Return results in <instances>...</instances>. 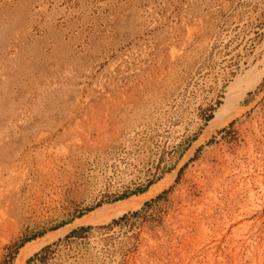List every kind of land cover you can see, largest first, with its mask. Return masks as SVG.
Wrapping results in <instances>:
<instances>
[{"label":"rangeland","instance_id":"rangeland-1","mask_svg":"<svg viewBox=\"0 0 264 264\" xmlns=\"http://www.w3.org/2000/svg\"><path fill=\"white\" fill-rule=\"evenodd\" d=\"M0 264H264V0H0Z\"/></svg>","mask_w":264,"mask_h":264},{"label":"bare ground","instance_id":"bare-ground-1","mask_svg":"<svg viewBox=\"0 0 264 264\" xmlns=\"http://www.w3.org/2000/svg\"><path fill=\"white\" fill-rule=\"evenodd\" d=\"M154 191V189L151 187L150 188V190L148 191V192H153ZM148 194V193H147ZM124 203H125V205L123 206V207H120V208H118V209H116V210H112V211H110L107 215H106V219H108L109 217H114V216H116V215H119V214H121V213H123L124 211H125V209H131L132 207H134V204H133V202H132V200L131 199H128L127 201H123ZM119 205H121V204H119ZM122 206V205H121Z\"/></svg>","mask_w":264,"mask_h":264},{"label":"crops","instance_id":"crops-1","mask_svg":"<svg viewBox=\"0 0 264 264\" xmlns=\"http://www.w3.org/2000/svg\"><path fill=\"white\" fill-rule=\"evenodd\" d=\"M152 186V185H151ZM149 189V188H148Z\"/></svg>","mask_w":264,"mask_h":264}]
</instances>
